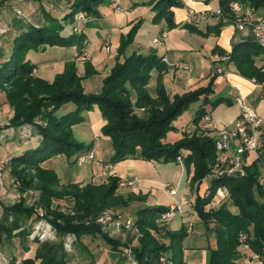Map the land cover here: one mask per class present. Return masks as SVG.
Here are the masks:
<instances>
[{
  "label": "trees",
  "instance_id": "trees-1",
  "mask_svg": "<svg viewBox=\"0 0 264 264\" xmlns=\"http://www.w3.org/2000/svg\"><path fill=\"white\" fill-rule=\"evenodd\" d=\"M32 1L41 3L48 0ZM65 1L69 12L60 21L42 10L45 26L35 28L24 25L13 40L10 57L0 65V86L10 85L6 98L13 111L12 117L0 127V132L31 126L35 120H44L45 123V126L35 128L38 145L14 154L10 159V174L20 181L18 191L22 193L33 189L37 198L31 206H26L21 197L3 206L0 250L13 245L16 247L14 241L17 240L22 250L27 252L29 243H32L34 262L39 264H69L70 258L64 249L67 236H74L76 242L84 236H99L114 251L127 247L109 237L94 222H85L94 219L103 209L124 208L139 200L133 194H118L119 178L110 176L106 183L100 185H61L53 171L39 167L52 156L63 154L70 159L89 152L90 145L85 147L77 141L72 131L74 125L83 121L82 113L91 111L95 106L99 109L105 121L101 135L110 140L113 150L107 162L110 165L133 158L164 163L178 162L180 158L184 176L197 191L203 179L212 173L214 165L224 160L223 154L215 149L216 136H212L209 130H203L199 124L206 115L204 106L216 105L220 101L210 102L208 99L213 93L217 73L210 77L205 87L170 96L162 82L165 70L162 57L155 53L125 54L140 28V21L133 24L128 33L121 35L115 64L103 80L100 92H84L74 61L67 62L63 72L56 75L51 83L35 76L33 72L36 66L26 59L29 52H43L47 46L74 47L80 55L85 41L80 28L78 34H64V29L76 22L75 15L80 12H85L89 19L94 14L93 4L113 3V0ZM232 1L220 0L225 13ZM241 1L255 11L264 10V0ZM149 5L154 12L152 23L164 21L169 29L175 26L171 9L180 6L176 0H152ZM262 51L263 48L255 42L236 44L228 54V61L235 65L238 73L261 84L264 83V70L255 65V57ZM218 52L222 55V52ZM153 72L158 73L154 97L148 89ZM93 73L92 65L85 64V76ZM201 98L203 101L192 119L195 124L192 134L183 133L179 139L167 141V133L175 129L173 122ZM68 103L74 104L75 109L59 116L58 109ZM71 164H75V159ZM31 169L34 173H31ZM261 173L257 158H252L243 176L212 179L208 183L209 196L196 193L192 206L184 211L183 217L187 218V222L189 215H194L214 236V244L208 249L207 264H245L244 252L240 251L242 246L264 257V185L258 184ZM222 186L228 189L227 198L219 200L214 210L208 209L217 189ZM66 198L72 201L74 216L53 205L54 201ZM37 208L54 229L55 239L39 241L29 238L31 230L23 221L30 224L33 217L39 219ZM167 209L149 206L136 212L134 226L139 236L138 245L131 248L135 264H162L161 257L165 258L164 264H185L182 242L187 236L186 222L178 231H169V228L161 226L158 219ZM231 209H235V212ZM242 236H245L243 241ZM10 260L9 264L15 263L13 255ZM25 263L33 264V261L26 260Z\"/></svg>",
  "mask_w": 264,
  "mask_h": 264
},
{
  "label": "rangeland",
  "instance_id": "rangeland-1",
  "mask_svg": "<svg viewBox=\"0 0 264 264\" xmlns=\"http://www.w3.org/2000/svg\"><path fill=\"white\" fill-rule=\"evenodd\" d=\"M116 1H117L116 3L119 4V8L124 10L123 14L119 13V9L118 10L116 9V11L115 9L114 10L109 9L107 5H97V4L92 5V10L94 11V14L92 15V17H94L93 21L96 20L94 25L93 24L91 25L92 28L99 31V33H101L100 35L103 36L102 34L104 33V31L109 30L108 28H110V23L112 26L113 24H115L114 23L115 21H118L119 23H121L120 25H124L125 20L128 18L129 20H132V23L128 25L127 28L125 29L121 28V29H124L122 30L124 33H128L130 29L132 28L133 23L135 24L136 22H138L137 17L138 18L140 17L141 19L139 23L140 28L138 29L137 33L139 32L141 35H143L144 33H149L143 37L150 38L151 36L150 30H152L151 27L153 25L151 22L152 21L151 18L153 17L154 14L152 12L151 14L147 13L146 9H144L143 7L149 5L150 1L152 0H149V4L144 3L145 1H148V0H116ZM133 3L135 5H133ZM15 10L13 11L11 9L12 14L16 16L17 19L21 20L23 25L29 24L35 28H39V27L46 25V23L44 22L43 16H42V12H41L42 10H44L46 13H48L53 18L55 17V19L59 21L69 12L66 1L65 2L64 1L43 2L41 7L32 11V13H30L29 15H25L22 12H20L23 15L22 17H20L21 15H18ZM132 10H134V12H131ZM9 14L11 13H7L6 15L8 16ZM117 14H120L121 16L119 17L118 20H116L118 16ZM98 16H100V18H97ZM3 18H4L3 23L6 24L5 16H3ZM121 20H123L124 22L122 23ZM74 26H76V22L75 23L73 22L66 26L69 29L71 34L73 33L72 28ZM78 28H81V27H78ZM1 30H4V31H1ZM110 34L112 36V39L114 40L115 32L110 31ZM15 36L16 35L12 33V31H7L5 28L4 29L0 28V65L10 57L12 53V49H13V40ZM101 36L98 35L97 40L100 41L101 39H103ZM156 49L157 51L161 50L159 46H157ZM117 50L118 48H116L115 41H112L111 50H110L111 54L117 56V53H115L117 52ZM98 52H94V51L88 52L86 50H83L82 53L80 54L81 56H79L80 58H78L76 63L74 62L75 67H76V64H78V66H80L79 68H81L82 75L79 77H81V86L85 93L100 92L103 80L109 75L111 69L113 68L115 64V60H113L110 63L106 61V57L110 58L111 54H106L104 47L102 51L98 50ZM30 54L32 56V60H31L32 63H34L38 69L39 75H37V77L41 79H46L48 81H53L56 75L61 74L63 72L64 67H65L64 64H66L64 62L67 61V59L71 57V55L73 54V51L69 48L48 47L47 46L44 52L42 51L31 52ZM95 55L97 56L100 55L99 59L97 60L98 61L97 68L94 69L93 67L94 73L87 77L85 76V64L90 63L91 58L94 57ZM33 74L35 75V70ZM9 88H10V85H4V87L0 86V127H2V125L4 126V124L8 120L9 105L7 104L8 101L6 98V93L9 90ZM216 94L218 95V92ZM202 101L203 100L201 98L199 102L191 104L189 108L185 110L177 118L175 122H173V126L175 129L167 133L166 135L167 141H171V142L175 141L179 139L183 133L192 134L195 128V124L192 122V119L195 114V111L199 108V103H202ZM246 104L251 106L249 102H246ZM74 108H75L74 104L72 103L64 104L58 109L57 114L60 116ZM201 122H202V125H201ZM199 124L200 126H203V119H201ZM31 126H33L32 130L30 131V133H26L25 135L22 134L24 131L22 130L20 131L19 128L14 129L12 131H10V128H9V129H5L2 132H0V174H1L0 176V217L3 213V210H2L3 206L10 205L19 198L18 191L16 188H14V184L12 183V180L18 181L19 184H20V181L16 180L15 178L13 179L10 174V159L12 158L14 154H18L30 148H34L38 145L39 139L37 136H35V133H36L35 128L38 126H45V123H44V120H35V122ZM92 127H93V123L91 122V120L90 121L86 120V121L80 122L76 126H73L72 131H73V136L75 137V139L83 143L85 147H88L93 142L91 151L94 154L96 160L79 167L74 164H71L72 160H74L75 157L67 159L63 154H59L56 156H52L48 160L42 162L39 165V167L41 169H47V170L53 171L59 178H61L64 181H68V182L75 180L77 182H81V181L89 182L90 184L92 183L91 182L92 172L95 173L97 179H99L100 181H105L102 177H105L106 174H108L111 171L105 167L106 166L105 163L109 159L112 146H111V142L109 139H104V138L97 139L94 136L93 130H91ZM128 160H131L128 162H135L133 159H128ZM138 162L142 163V167L140 165V168L138 170L139 173L137 174V177L151 178L152 180H155V181H165V179H172V180L177 179L178 174L180 173V177L183 178L181 187L184 188L183 182H185L184 181L185 176H184L182 164L180 162H168V163L146 162V161H142V162L138 161ZM163 164L167 165L168 167L166 169L158 168V166H163ZM177 166H179L182 169V171H180V168L178 170ZM129 168L130 167L128 163L127 164L124 163L122 166L119 165L115 167V170L117 171L118 176L121 177V179H123L124 182H126V180L130 178H134L135 180V175L130 174L131 170ZM168 170H171V173ZM174 170L176 173L175 177L172 176V173L174 172ZM163 173H165V175H163ZM162 176L165 177V179H163ZM139 178H136V180ZM136 184L138 185L139 183L136 182ZM172 185H171L172 187H175L178 190L179 186H176L175 184H172ZM122 186H126V185H122ZM201 186H202L201 191H203L206 188V184L203 183ZM150 189L153 191L151 192L152 196L155 195L159 199L166 198V194L164 193V188L162 187V185H152ZM27 190H32L34 192V190L30 188ZM25 191L26 190H24L23 192ZM34 194H35L34 198L36 199L37 195L35 192ZM221 196H222L221 191L219 190L215 198L213 199V201H219L221 199ZM34 200L32 199L25 200L26 206H31ZM53 205L54 206L56 205L59 208V210L69 214V216L75 215L71 199L66 198V199L61 200L60 202L54 201ZM38 209L40 208H37V210ZM231 210L232 212H235V209H231ZM106 211H114V212L117 211L118 212L119 208L110 207V208L103 209L98 214V216H96L94 219H90V221L86 220L85 222L87 224L88 222H94L95 224L99 225L104 232H107V233L110 232L109 233L110 236L108 234L109 237L114 238L115 240H118L119 242H121V244H124L127 247L133 248L137 246L138 237H139L137 232L136 233L132 232V230L125 231L124 232L125 240H121L119 238H116L113 229H110L109 226H102L96 222L97 218L103 212H106ZM185 218L186 217H183L181 214L176 215V217H174L173 222L170 223V227L176 228L177 229L176 231H178L181 228L182 224L187 222L186 220L187 218L186 219ZM132 220L133 221L135 220L134 217L132 218ZM38 223H43L45 225V227L41 228L42 230L46 229L48 225L51 226L46 219L44 220L41 217H39V219H36L33 217V219L30 220V224L28 222L24 223L23 221V224H26V225L28 224L27 227L30 228L31 232L34 231V228ZM191 225H192L191 233L187 234L186 238L182 242L183 255L186 252L185 259H187L188 262L196 261L200 263L199 261L200 257L197 258V257H194V255L199 256L198 254L200 253H205L206 255H208V249L214 244V240H213L214 236L212 233H209L206 230V227L202 223H199V222L192 223L191 222ZM41 229H39L38 231L39 234L41 233ZM49 236H51V234ZM159 240L160 242H162L161 239ZM76 241L77 240L73 237L71 248L69 251H66V253L68 254L70 258L69 264H101V263L102 264H131V262L133 261L132 256L130 258L129 257L127 258L122 255V251L112 250L106 243H104V241L99 236H96V237L84 236L79 240V242H76ZM14 244H16V247H14L13 245L12 247H4L0 250V264L10 263L11 261L10 259L12 255H14L15 253L13 252V249H16L19 255L24 252L22 248L19 246V243L17 242V240L14 241ZM29 245L33 247L32 243H29ZM240 251L244 252L245 264H258L257 261H254L253 263L249 262L252 252L246 249L245 246L240 247ZM194 252H196L197 254ZM160 259H163V261L160 260V262L164 264L165 258L161 257Z\"/></svg>",
  "mask_w": 264,
  "mask_h": 264
},
{
  "label": "crops",
  "instance_id": "crops-1",
  "mask_svg": "<svg viewBox=\"0 0 264 264\" xmlns=\"http://www.w3.org/2000/svg\"><path fill=\"white\" fill-rule=\"evenodd\" d=\"M52 1H59V2L64 1L65 2V0H48V1H42L41 3H37L32 0H0V28H3V29L5 28L7 31H12V33H14L17 36L20 33V30L22 29L24 25L21 20L17 19V17L12 14L11 9L13 11L16 9L25 15H29L30 13H32V11L41 7L43 2H52ZM176 1L180 4V6L173 7L171 9L173 13V20H174L175 26L169 29L167 28L166 23L164 21H160L159 23H152L153 25L151 27L152 30H150L151 31L150 38L143 37L149 33H144L143 35H141L138 32L134 38L133 43L127 48L125 54L126 53L131 54L132 52H137L143 55L155 53L159 57L165 58L168 64L164 63L165 70L163 71V74H162V82H163L166 92L170 96L174 94L191 91V90H194L200 87H205L208 84L210 77L215 75L216 73L215 69L216 68L221 69L222 74H217V77L215 78V81L213 84V93L209 95L208 97L210 102L214 100H220V101L216 105L209 104L207 106H204L206 115L209 117V122H208L209 129L208 130L211 132L212 136H217V132L219 129H222V128L232 129L234 127L235 122L239 118V109H238L237 104L234 102V98L238 95H240L244 99L245 102L250 103V105L256 111V114L263 120V125H264V88L261 86V84H258L255 81L238 73L235 65L232 62H229L228 59L223 62H220L216 59V57H219L218 54H220L218 51L222 52L221 56L228 57V54L231 52L234 45L240 44L243 42H255L252 32L249 29H245L243 31H237L231 25L220 24V23H215V22H210L207 25H201L197 27H186L187 25H185L184 19H185L187 10L189 8L197 10V11L207 9L209 7L216 6V1L213 0L209 3H202L196 0H176ZM113 2H117V1L113 0ZM144 3L149 4V0L145 1ZM110 5H107V7L112 10L113 8H111ZM133 5L135 4L133 3ZM143 8L146 9L147 13L151 14L152 11H151L150 5H147ZM131 12H134V10H132ZM7 13H11V14L7 16L6 15ZM119 13L123 14L124 10L119 9ZM152 13L154 14V12ZM256 14L258 16H262L264 15V10L261 9L259 11H256ZM117 15L118 16L116 20H118L119 17H121L120 14H117ZM3 16H5L6 24L3 23V19H4ZM93 18L94 17L89 16V19L86 22V24L80 26L81 33L84 35V38H85L83 48L84 50L88 52L90 51L98 52V50L102 51L104 44L106 42H109L110 50H111L112 41H115L116 48H118L121 35L126 34L122 30L127 28V26L132 23V20H129L128 18L125 20L124 25H120L121 23H119L118 21H115L114 22L115 24H113L112 26L110 23V28L108 29L111 32H115V39L113 40L109 30H107L108 32L104 31V33L102 34L103 36H101L100 35L101 33H99V31L92 28L91 25L92 24L94 25V23L96 22V20L93 21ZM97 18H100V16H98ZM137 19H138L137 21H141L140 17L139 18L137 17ZM121 22L123 23L124 21L121 20ZM219 24L220 26L218 27ZM121 28H124V29H121ZM1 31H4V30H1ZM64 32H65L64 34H66V32L67 34H70V31L67 27L64 29ZM161 32L167 33V37L165 38L163 44H160V43L154 44L153 39L159 37ZM98 35L101 36L103 39H101L100 41L97 40ZM157 46L160 47L161 49L160 51H157L156 49ZM69 49L73 51L74 55L72 54L71 57L67 59V61H65L64 63L71 62V61H74L76 63L78 58H80L79 57L80 55H78L76 48L73 47ZM30 53L31 52L28 53L26 59L32 62L31 61L32 56ZM109 54H111V52ZM99 57L100 55L99 56L95 55L90 60V64L92 65V67H94V69L97 68V62H98L97 60L99 59ZM115 58L116 56L111 54L110 58L106 57V61L110 63L113 60H115ZM255 65L257 67H262L264 70V49L257 57H255ZM185 66L187 68H184ZM79 67L80 66L76 64L77 74L78 76H81L82 75L81 68ZM37 75H39V73L36 67L35 76ZM157 76H158V73L153 72L150 84L148 85V89L153 97L155 96L154 90L156 86ZM43 80L48 81L46 79H43ZM48 82L51 83L52 81H48ZM217 92H218V95L216 94ZM90 93H94V92H90ZM200 105L201 103H199V106ZM74 109H71L65 114L72 112ZM8 110H9L8 119H10L13 115V111L10 107L8 108ZM82 117H83V121L91 120V122L93 123V127L91 128V130H93L94 136L97 139L104 138L101 135V128L105 124V121H103V119L101 118L99 109L96 106L93 107L91 111L82 113ZM204 124L205 122L203 121V125ZM201 125H202V122H201ZM104 139H108V138H104ZM232 144L234 145V142H232ZM92 145H93V142L90 144L89 151L92 150ZM112 153H113V150H111L109 158L111 157ZM252 158H254L253 154L249 155L248 162H250ZM133 160L135 162H128L131 160L127 159L125 160L127 162L123 161L117 164L110 165L107 163L109 161L108 159V161L105 164L106 166L110 165V168L108 170H111V171L108 174H106L105 177H102L105 181H100L99 179H97L95 173L92 172V175H91L92 183L90 184L100 185V184L106 183L107 179L110 176H115L119 178L121 182H124V180L118 176L117 171L115 170L116 166H119V165L122 166L124 163L125 164L128 163L130 167L129 169L131 170L130 174L131 175L134 174L135 180H136V178H139L137 177V174L139 173L138 170L140 168V165L142 167V163H139L138 161L142 162L143 160L134 159V158ZM146 162H149V161H146ZM167 167L168 166L165 164H163V166H158V168H161V169L162 168L166 169ZM179 168L180 167L177 166L178 170ZM168 171H170L171 173V170H168ZM180 171H182L181 168H180ZM163 175H165V173H163ZM172 176L173 177L176 176L175 170L172 173ZM162 178L165 179V177L163 176ZM59 179H60L61 185L77 184L79 186H83L85 184H89V182H85V181L77 182L74 180V181L68 182V181L62 180L61 178ZM131 179H134V178H130L128 180H131ZM182 179L183 178L180 177V173H179L178 178L175 180L165 179V181H155V180H152L151 178H144V177L141 178L140 177L139 179L136 180V182L139 184L137 185L135 183L133 187L122 186L120 184L121 186L119 185V187L121 189L118 188V194L123 195V196H126L128 194H133L135 196H138L139 200L132 202L127 207L119 208L118 212L122 215V218L126 220V219H132L133 217L135 219L136 212L144 207L160 205L165 208H168L173 203L174 200L167 193L165 186L166 185L171 186L172 184L179 186L177 190V194L174 199L180 200L184 198L186 200H189L192 206V202L194 200V197L196 196V193L203 194L206 188L203 191H201L202 186H199L198 190L195 191L194 188L191 186L189 179L186 177L184 179L185 182H183L184 188H182L181 187ZM204 184H206V187L208 186L207 183H204ZM152 185H162V187L164 188V193L166 194V198L159 199L155 195L152 196L151 192L153 191L150 189ZM188 209L190 208H185L184 211ZM173 220L170 223H172ZM189 221L192 223L193 222L201 223L199 219L196 218L194 215H189ZM170 223L168 225L169 231H176L177 230L176 228L170 227ZM109 227L110 229H113L112 226H109ZM109 233L110 232H108V234ZM29 248L30 249L27 252H23L20 255L17 253L16 249H13V252H15L13 255V257L15 258L14 264H26L25 263L26 260L33 261V264H39L37 261L34 262V245L33 247L29 245ZM198 255L199 256L194 255V257H197V258L200 257V260H199L200 263L196 261L188 262L187 259H185L186 258V252H185L184 254L185 264H207L208 255H206L205 253H200Z\"/></svg>",
  "mask_w": 264,
  "mask_h": 264
},
{
  "label": "built area",
  "instance_id": "built-area-1",
  "mask_svg": "<svg viewBox=\"0 0 264 264\" xmlns=\"http://www.w3.org/2000/svg\"><path fill=\"white\" fill-rule=\"evenodd\" d=\"M202 3H209L213 0H196ZM216 6L209 7L203 10H194L189 8L187 10L184 23L190 27H197L201 25H207L210 22L227 24L233 26V28L237 31H243L245 29H249L252 32L255 43L264 49V16H258L256 11L249 6H245L241 0H233L228 6V12L225 13L222 10L220 5V0H215ZM113 9H120L119 4L113 2L111 5ZM18 15H23L20 11L15 10ZM77 25L72 28L73 33H78V27L80 25H84L88 21V17L85 12H80L75 17ZM167 37L166 32H161L159 37L153 39L154 44H163L165 38ZM104 49L107 54L110 53V44L106 42L104 44ZM216 59L220 62H223L228 59L226 56H221ZM162 62L168 64L165 58L162 59ZM184 68H187L186 66ZM217 74H222V70L219 68L215 69ZM254 81V80H253ZM261 86L264 88V83H261ZM234 102L237 104L239 109V118L235 122L234 127L232 129L222 128L217 132V136L215 137V149L217 152L223 154L224 160L218 161L214 167L213 172L207 175L203 179V183H209L214 178H220L222 176H243L245 174V168L249 165L248 157L253 154L254 158H257L260 168H261V176L258 179V184L261 186L264 185V125L263 120L256 114L255 110L246 104L244 99L238 95L234 98ZM203 121L205 124L203 125V130H208V122L209 117L205 115L203 117ZM3 126V125H2ZM32 126L24 125L19 127V130L24 131L22 134L30 133L32 130ZM14 130L10 128V131ZM24 137V136H23ZM234 145L232 146V143ZM95 160L94 154L89 151L83 153L75 158L76 166H83L88 163H91ZM178 162H181V159H177ZM107 169L110 168V165L106 166ZM31 173H34V170L31 169ZM1 176V174H0ZM14 184V188L17 191L20 188V184L18 181L12 180ZM136 181L134 179L127 180L126 182H122L121 185H126L133 187ZM167 193L171 198H173V203L168 207V209L160 214L158 219V223L161 226L168 227L169 223L174 219L177 214H181L183 216L184 209L191 207V202L186 199L175 200V196L177 194V189L170 185L165 186ZM221 191V199H225L228 196V189L225 186L217 189ZM208 186L206 187L203 195L205 197L209 196ZM34 192L32 190H26L23 193L18 191V197L23 198L24 200L32 199L34 200ZM35 201V200H34ZM218 201H211L208 205V209L214 210L218 206ZM39 217L43 218V213L40 209L37 210ZM45 220V219H44ZM102 226H112L114 234L116 238L121 240H125V231L132 230V232H137L136 227L134 226V221L132 219L124 220L122 215L117 211H106L103 212L96 220ZM45 227L43 223H38L34 231L30 234V239H38L39 241L45 240H53L55 239V231L51 228V226H47L46 229H41ZM41 229V233L38 231ZM52 229V230H51ZM192 231L191 222H186V234H190ZM51 234V236H49ZM74 236H67L64 241V249L65 251H69L73 242ZM245 236L241 237L243 241ZM122 255L124 257H131V248L123 247ZM163 261V259H160ZM132 261V260H131ZM257 261L258 264H264V257H261L255 253H252L249 262L253 263ZM131 264H135L134 261Z\"/></svg>",
  "mask_w": 264,
  "mask_h": 264
}]
</instances>
